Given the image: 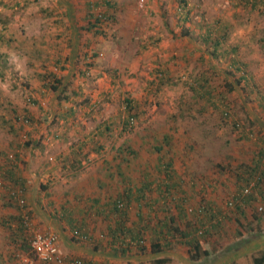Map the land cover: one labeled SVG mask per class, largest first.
<instances>
[{
	"label": "rangeland",
	"instance_id": "1",
	"mask_svg": "<svg viewBox=\"0 0 264 264\" xmlns=\"http://www.w3.org/2000/svg\"><path fill=\"white\" fill-rule=\"evenodd\" d=\"M51 1L53 0H0V37L2 38L0 54L3 52L8 54L7 67L2 70L0 66V96H3L0 98V118H2L1 114L4 116L8 113L3 109L7 105V100H3H11L19 112H27L32 116V123H24V128L33 138L40 139L42 143L39 149H22L20 153L22 159L18 160L19 173L34 185L32 189L28 188L29 191H40L39 183H48L49 179L55 182L58 179L63 180L66 172H62V169L68 166L69 161L76 159L75 150H78L82 141L86 143L89 141L91 132H96L100 123L114 121L115 135L107 140H101L103 149L100 154H97L94 147L98 145H92L93 141L84 145L86 157L81 155L78 157L81 166H78L77 170H79L78 173L84 171L81 174H84L86 180L95 176L103 156L111 157L112 148L118 147L124 140L137 141L138 137L148 134L146 132L152 133L148 131V128L151 129V123L154 124L155 120L157 122L161 117L169 119L176 114V108L181 104L185 107L187 117L181 119L182 128L179 131L193 130L190 132L193 135L186 141L194 148L200 145L208 148L199 156L202 161L205 160L203 163L213 165L218 163L225 167L220 171L216 165L212 166L215 172L211 174V177L199 174L197 178L195 175L194 178H197L201 190L206 191L201 194L200 201L180 203L191 222L197 221L199 224V221H203V226L206 227L203 233L211 232L208 239L212 242L210 243L207 239L202 241L210 244L213 254L202 256L198 261L192 260L189 246L175 230L169 238L172 244L164 252L157 254L146 252L137 255L138 248L132 245L129 255L114 254L110 251L111 242L109 244L106 241L108 237L102 241L106 247L96 243H82L73 238L67 222H61L62 229L56 232L58 248L63 255L80 257L85 262L92 260L95 264H157L155 261L161 258L164 261L158 264H254L253 257L264 249V193L259 192L260 187L264 190V176L258 189L254 184L250 192L244 194L243 189L247 185L244 187L246 183L238 175L241 174L240 170H250L257 162L260 169L264 168V152L262 155L259 154L260 147L264 150V4L260 3L250 9L248 7L251 5L243 7L237 0H187L191 14L186 24L223 19L233 26L230 42L236 43L239 47L236 52L219 60V63L222 69L232 72L229 57L237 56L244 62L242 70L246 73L248 80L241 81L236 89L227 91L226 101L230 102V111L236 121L249 124V119L252 118L262 124L253 126L255 133L251 135V139H247L238 137L230 121L228 125H225L223 120L221 122L215 115L209 112L201 114L190 104L198 100L193 96L190 85L202 71L207 69L211 71L212 68L208 65L207 54L204 56L205 60H201L203 51L196 44L199 43L197 36L199 31L195 29L194 35H188L193 36L191 41L184 38L188 36L182 35L180 26H176V24L182 25L181 15L176 12L180 0H143L141 7L138 6L139 0H115L120 4L115 13L116 22L99 33L85 30L84 36L77 38L81 42L77 52L72 51L67 40L56 38L58 27L53 23L48 25L43 17L40 8ZM261 1L264 3V0ZM19 2L22 6L18 4ZM14 4L18 5L12 6ZM98 9L101 8L98 7ZM76 13H78L76 18L79 17V23L85 24L84 14H81L79 10ZM63 22L61 25L68 27V19L64 18ZM128 23L130 27L126 26ZM85 37L90 40V44L83 46L82 39ZM44 38H49L50 42ZM53 39L58 40L59 44L53 43L55 41L51 42ZM230 42L227 41V43ZM36 45L44 46L45 49L48 46L49 54L58 52L63 56L68 55L71 61L73 60L71 55L77 53L78 65L76 64V68L72 66L76 78L73 77L71 87L78 90L76 91L79 96L71 94L74 100L60 105L57 103L55 92L41 86L42 81L35 74L37 70L39 71L40 61L32 58L26 50ZM94 50L99 52V55L94 56L92 54ZM85 54L93 62V67L83 76L78 71V66L84 67ZM165 61L170 67V76H173L175 81L158 87L155 84L156 71L164 68ZM65 66V73L71 74V64L66 63ZM211 72L214 74V71ZM211 80L213 84L220 85L224 81L221 76L215 74ZM30 97L37 100V105L29 102ZM126 97L140 102L145 112L138 115L132 130L123 131L117 123L125 115L123 101ZM85 99L88 100V104ZM199 102L202 101L199 99ZM69 104L73 105L75 112L66 117L64 114ZM188 114L196 116L198 120H204L205 117L210 119L211 125H208L206 129L208 133L203 132L201 125H193ZM43 116L47 118L44 120ZM219 122V127L211 128ZM16 140L19 141L20 138ZM18 141L15 142L8 128L0 125V153H4L2 157L5 158L17 152ZM179 142V146H184L182 139ZM2 161L0 160V164ZM1 169L0 167V175ZM187 171L189 172L187 175L191 174L193 177V171ZM68 173L70 174V171ZM78 173L71 175L69 180L79 178ZM251 181L255 182V179ZM4 183H8L5 178ZM0 188V190L3 189L2 186ZM3 191L9 201L7 193L4 189ZM205 194L213 196V200L204 202L202 199ZM251 194L254 196L251 202L245 203L247 196ZM50 196H52L51 200H55L54 194ZM229 200H233L231 206L227 204ZM17 203L12 201L13 205L8 206L9 212L15 214L17 205L14 204ZM42 203H44L45 211L40 207L39 211H33V217L28 222L30 224L28 233L52 229L49 224L52 220L50 221L51 218L48 215L54 213L52 211L54 207L48 204L47 198ZM166 203L168 202L161 200L160 207L171 206L172 210L167 209V213L160 210L157 204L154 207L143 204L142 208L147 209L146 212L151 218L150 220L145 217L143 223H150V226H153L155 223L173 217L175 221L173 225L178 226L179 230L184 231L190 228L191 226L188 227L186 224V217H180L175 211L176 206L171 202L167 205ZM200 204L206 206L207 210L204 212H208L209 218L203 213H198L201 217L198 220L196 216L187 212L188 207H197ZM260 206L261 210L258 209ZM28 208L31 209V206ZM136 208L135 205L132 210ZM212 212L215 213L214 216L211 215ZM131 214L133 217L134 213ZM95 222L92 224L94 228L92 234L98 236L104 231ZM215 224L219 229L212 228ZM144 236L146 248L149 249L151 236H154V233L148 231V234ZM4 237L0 234V251L5 250L1 242ZM24 252L15 248L5 250L1 252L3 261L0 264H24ZM34 264L40 263L35 261Z\"/></svg>",
	"mask_w": 264,
	"mask_h": 264
},
{
	"label": "trees",
	"instance_id": "2",
	"mask_svg": "<svg viewBox=\"0 0 264 264\" xmlns=\"http://www.w3.org/2000/svg\"><path fill=\"white\" fill-rule=\"evenodd\" d=\"M75 1L76 0H53L51 1V3H48L47 5L40 8L41 12L43 13V17L48 22V25L53 23L58 28L60 27L57 30L58 36H56V38L59 37V34L66 36L64 32L68 30V27H66L65 25H61V23H64V18L68 19V26L69 24H71L70 26L76 27L72 38L66 39L69 42L68 44L72 47L73 52L81 47V42L77 38L83 37V32L85 30L99 33L105 31L106 27L109 28L111 24H114L116 22L115 13L118 11L120 6V4L115 2V0ZM237 1H240L241 3H239L242 4L243 7H248V5H251L250 7H248L250 9L256 7L260 3L264 4L261 0ZM18 4L22 6L20 2ZM18 4H14L12 6H16ZM98 7H100L101 9H98ZM190 9L191 8L188 7L187 0L178 1L176 12L180 13L181 15L180 21H182V25L177 24V26H180L182 35L184 36H188L190 34L194 35L195 29H198L199 35L197 36L199 38V43H195L203 51V55L200 56L201 60L204 61V56L207 54L208 65L212 68L211 71H214L215 75L221 76L222 80H224L221 85L213 84V80H211L212 76H214L213 72H211L209 69L202 71L190 85L192 87L191 89L193 91V96L198 98V100H195V102H192L190 104H192V106H194V108L201 114L209 112V114L215 115L220 119L221 122L223 120V123L225 125H228V122L230 121L238 137L251 139V135L255 133V128H253V126H260L262 124L257 123L252 118L249 119V124H243L239 121H236L230 111V102L226 101V93H228L227 91L230 92L231 90L236 89L237 84H241V81L246 82L248 80L246 73L242 70L244 62L237 56V58H234V56L232 58L229 57L228 61H231V68L233 69L232 72L226 69H222L219 63V60L225 59L228 54L236 52L239 47L236 43L230 42L233 26H231L229 21L223 19H216L213 21L204 20L197 23L194 22L186 24L190 20ZM77 10L81 11V14H84L83 17L85 20V24L79 23V17L76 18V15H78V13H76ZM4 21L7 22L8 20ZM188 37L190 39H193V36ZM44 39L47 42L49 41V38ZM82 40L83 46L90 44V40H88L86 37ZM0 41L2 42L1 37ZM227 41H229L230 43H227ZM32 42L34 43V41ZM53 43L59 44L57 40ZM36 47L37 45L31 46L30 50L32 52H30L29 48H27L26 50L29 51V55L32 58L38 59L40 61L39 65L41 70L35 74L42 81L41 86H43V88L47 90L52 89V91L55 92L57 103L60 105L63 102L69 103L70 101L74 100L73 97L70 96L71 94L76 97L79 96V93L77 92L78 90L74 87H71L73 83V77L76 78V75H74L75 73L73 72V68H76L78 65L76 53L77 51L73 53V55H71L73 59L72 61L70 60L71 58L68 55L63 56L58 52L54 53L53 57L49 59L50 54H48L47 52L49 50L48 46H46V49L44 48V46H39L37 48ZM92 54L94 56H97L99 52L94 50ZM83 57L85 58L84 67L82 68L81 66H78V71L81 75L84 76L88 74L89 69L93 67V62L89 60L88 55L85 54ZM7 58V53L3 52L0 54V66L2 67V70L5 69L4 67H7ZM66 63H70L71 68L73 66L71 74L68 75L65 73ZM211 74L213 75L210 77L209 75ZM173 81H175V78L173 76H170V67H168L167 64L164 65V68H159L156 71V86L158 85L159 87L164 83H171ZM0 98H3V96H0ZM199 99L202 102H199ZM3 101H6L7 105L2 108L4 110H7L8 113H6L4 116L1 114L2 118H0V125L9 129L10 133L13 134L16 143L18 141L16 140V138H20L18 144H16L17 149H19L17 150V152H14L13 155H7L5 158L2 157L4 153H0V160H3L0 164V167L2 168L0 178L3 181V184L1 182L0 186L5 189V192L9 197V206L13 205L12 201L18 202L14 205H17V211L19 212V215L17 213L13 215L11 214L10 217L4 219L3 222L6 225L9 237H21L23 241L22 243L24 244L25 248L23 249V251H25L24 254L28 252L30 253V255H33L29 247V240L32 236V233H28L30 229V224L28 222L29 219L33 217V211H39V207L43 209V211H45V209L43 208L44 203H42V201L45 200V198H47L48 200V196L50 195L47 194V192L43 195L40 193V191L47 190V188L55 181H53V179H49L48 183L40 182V191L28 190L31 184L19 173V169L17 168L18 160L22 159L20 158V153L22 152V149L31 150L33 148H41L42 143L40 139L33 138V136H31V134L24 128V123H32V116L28 115L27 112H19L16 107L13 106L11 100L5 99ZM85 101L88 104V100L85 99ZM29 102L36 105L38 103L35 98L31 97L29 98ZM123 102L125 115H123V117L118 120L119 123L117 124L123 131L132 130L136 124V120L139 117L138 115L145 112L143 108L144 106H141L140 102L135 100L133 101L129 97H126ZM259 103L260 105L262 104L261 98L259 100ZM72 104H69V106L66 108L64 116L66 115L67 117L75 112V108ZM186 108L187 110H189L188 107ZM176 109V114H173L169 118V120L171 121L170 127L172 128L168 130L167 133H164V135H162L161 137H158L156 134L153 135V133L146 132L148 134H144L138 137L137 141H130V139H127L124 140L118 147L114 145L115 148H112L113 151L110 158H104L105 156H103V160L101 161V170H108L112 177L113 175H116V177H118L120 182L122 183L117 190V198L115 199V201L111 200L109 203V215H111L113 218L110 217V219L105 218L104 220H101L103 224L106 221L107 225L113 226L116 231V234H113L111 231H105L106 228H104L103 226V233H106L109 238L108 240H106L108 243L111 242V244H113L120 242L119 246L111 245L110 251H112L114 254L129 255L128 253L132 250V248L128 246L124 247L127 244L126 238L131 237L132 239H137L142 232L144 233L146 231V229L154 232V236H151V240L149 243L150 248H146L147 245L145 243L138 244V250H136L138 251L136 253L137 255L145 254L146 252L157 254L169 249L170 244H172L169 238L172 236V232H174L173 230L178 232L180 236L184 238L185 244L189 246L188 250L190 252V258L192 260L198 261L202 256H208L214 253L210 244H207V241H202L207 239L211 243L212 241L208 239V236L211 232H208V234H205L204 232L203 234L199 235L197 229L206 228L203 226V221H199V224L197 221L191 222L190 219H188V214H185L183 211V205H180L181 202H189V199L186 198V194H184V196H182L181 198H174V196L177 195V192L184 193V187L187 188V184L185 183L192 182V179L194 178L191 177V174L187 175L189 172H185L182 174L178 173V168L174 165L173 160L170 157L167 158L168 153H170L171 149L173 148L175 134H177L180 130L179 123L181 119L187 117L185 115L186 110L183 104L178 106ZM188 116L192 120L193 125H201L203 132L208 133L206 129L208 125H211L209 124L210 119L205 117L204 120H198L196 116H191V114H188ZM46 118L47 117L43 116L44 120ZM114 124V121H104L97 126L96 132L91 133L90 139L88 140L91 142L93 141L92 145H98L94 146L97 154H100L101 150L103 149V142H101V140H107L115 135L113 132V129L115 128ZM219 125L220 122L215 126L213 125L211 128H217L219 127ZM192 131L183 130L179 133L183 136L182 140L184 142V148L189 152L194 146L186 140L191 137L190 132ZM21 135H23L25 138L22 139L23 136ZM87 143L85 141H82L80 143V146H78V150H75L76 152L73 151L76 159L69 161V169L71 170V175H76L78 173L79 170H77V168L78 166H81L78 157L80 155L86 157L87 152L82 151H84L83 147ZM162 143H164V145H162ZM166 146H168L167 149L165 148ZM263 152L264 150L260 147L259 154L262 155ZM153 154L156 155V160L154 161V163L146 159ZM215 165L219 168L220 171L225 169L224 165L222 164L217 163L214 164V166ZM240 171L241 174L240 176L238 175V177H241L242 180L245 181L246 184L244 185V187L254 179L255 187H257V189L260 187L261 182L263 181L264 168L260 169L258 162L253 167H251L250 170L243 169ZM256 173H258L259 175ZM181 175H183V177ZM4 178L8 180L7 184L4 183ZM197 178H199V176ZM28 191L31 195H29ZM153 192L158 194V199L152 198L150 201H148V196H151ZM259 192L260 194H263L264 190L260 187ZM4 196L6 195L4 194ZM253 197L254 196H252V194L247 196L245 203H250ZM168 198L170 199L168 200ZM160 199L167 200L168 203H173L176 206L175 211L178 212L180 217H186V224L188 225V227H191L185 229L184 231L179 230L178 226L173 225L175 223L173 217H170L169 220L167 219L165 221L155 223L153 226H150V223H141L145 219V216L141 211L143 204L151 207H154L157 204L158 208L162 211H166V213L167 209L172 210L171 206H164L165 208L160 207ZM133 201H135L139 206L135 211L132 210V208L135 206L133 204ZM50 202L51 204H53L52 201ZM168 203H166V205ZM48 204L50 205V203ZM201 205L202 204L198 205L197 207L193 206L192 208L195 210V212H197L199 206ZM29 206H31V209L28 208ZM205 210H207V208L199 211V213H203L207 218H209L208 212H204ZM55 211L56 214H58L65 220V222H67L71 229L77 228L81 235L87 236L88 240L86 242L94 244L96 243L100 246L102 245L103 247L102 241L105 240V238H99L98 236L93 235L92 230L94 228H91L90 233L88 227L83 226L84 224L81 223V220L77 221V218L74 219L69 216L70 213L67 212V208H60L57 205ZM80 211H83V208H81ZM92 211L93 209H88V211H86L85 213L89 216ZM132 212H136V219L135 216L132 217ZM60 213L62 215H60ZM191 215L196 216L198 220L201 218L199 217V214L196 213H192ZM211 215L214 216L215 213L212 212ZM48 216L50 217V215ZM146 217L147 219L151 220L149 216ZM166 218L167 217H165V219ZM134 219L137 222H140L139 225H136V227L139 228L136 231H134L132 227ZM218 221L220 222L221 220ZM212 228L219 229L216 224L213 225ZM75 239L81 241L78 238ZM69 259L73 260L74 258ZM80 259L82 264H95V262H93L92 260H90L89 262H85V260H83L82 258ZM163 261L164 259L161 258L156 260L155 262L158 264ZM253 263L264 264V249L258 255L253 257Z\"/></svg>",
	"mask_w": 264,
	"mask_h": 264
},
{
	"label": "crops",
	"instance_id": "3",
	"mask_svg": "<svg viewBox=\"0 0 264 264\" xmlns=\"http://www.w3.org/2000/svg\"><path fill=\"white\" fill-rule=\"evenodd\" d=\"M70 25L71 24H69V26H68V30H66L64 32V34H66V36L59 34V37L57 39L66 40L67 38H72V36L74 35V31L76 30V27H73ZM126 26L130 27V24L128 23ZM176 26H177V24H176ZM188 39L192 41V39H190L189 37H188ZM52 41H55V40L53 39V40H51V42ZM48 52H50V50H48ZM52 57H53V54H50L49 59H51ZM165 64H167L166 61H165ZM40 70L41 69L39 68V71ZM37 72H38V70L36 71V73ZM41 91L42 90L40 89V92ZM161 119H163V120H161ZM170 123H171V121L168 118H166V117L162 118L161 117L159 120H157V122L155 120L154 124L151 123L152 124V125H150L151 129L148 128V131L152 132L153 135L156 134L157 136L159 135L158 137H161L162 135H164V133H167L168 130H170L172 128V127H170L171 126ZM180 123H179V129L181 130L182 127H181ZM178 132L180 133V131H178ZM179 133L175 134L173 148L171 149V152L168 153L167 158L170 157L173 160L174 165L178 168V173H180V174L185 173V172L187 173L188 172L187 170H189V171H193V177L195 175H197L196 177H198L199 174H202V175L205 174L204 176L209 175L211 177V174L213 172H215V170H213V168H212V166H214V165L203 163V162H205V160L202 161V159L199 157L200 154L202 152L207 151L208 148H203L200 145L197 148L193 147L190 152L187 150L188 151L187 152L183 145L179 146V143H180L179 140L183 138V136L180 135ZM191 135H193V134L191 133ZM89 139H90V137H89ZM162 145H164V143H162ZM165 148L167 149L168 146H166ZM82 152H85V151H82ZM104 158H106V157H104ZM146 159L148 161H151L152 163H154V161L156 160V155L153 154L149 158H146ZM151 159H154V160H151ZM145 163H146V161H145ZM69 166L70 165H68L64 169H62V172H66V173L64 174L65 177L63 180L58 179L56 181L59 184H57L55 182L52 185H50L47 188V190L40 191V193L43 195L46 192L49 195L54 194L53 197H55V200H57V202L55 200H51L52 196H48V200H47L48 203H50V205L52 207H54V209L52 210V211H54V213L52 212L49 214L50 218H51L50 221L52 220V223L51 222L49 223L52 226V230H55V231L58 230L60 232V230L62 229L61 228V222H65V221H63L64 220L63 218H61L58 214H56L55 205H58V207H60V208H62V207L67 208V212L70 213V215H69L70 217H72L74 219L77 218L78 219L77 221L81 220V223L84 224L83 226L88 227V229L90 230V233H91L92 224L94 221H96L95 223L98 224L102 228V230H104L103 229V226H104V228H106L105 231H111L113 234H116L115 233L116 231H115L113 226L107 225L106 221L103 224L101 220H104L105 218L110 219V217H112L111 215H109V205H110L109 203L111 200L115 201V199L117 198V192H118L117 190L122 184L120 182L119 178L116 177V175H113V177H112V175H110L109 171L106 169L101 170L102 165L100 163V164H98V167L96 169V174L94 177H90L88 180H86V178H84V174H81L84 171H82V172L80 171V173H78V175L80 176L79 178H76L74 180H69V177L71 176V174L68 173L69 171H71L69 169ZM180 167H182V169H180ZM185 169H187V170H185ZM181 176L183 177V175H181ZM1 182H2V180H1ZM185 184H187V188L184 187V193L177 192L176 193L177 195H175L174 198H179V197L181 198L182 196H184V194H186V198L189 199V202H195L196 200L200 201L201 194L204 193L206 190H204V191L201 190V187H199V182L197 181V178L196 179L193 178L192 182H190V183L188 182ZM31 185H33V184H31ZM31 185L29 186L30 189L33 188V186H31ZM28 193H29V191H28ZM28 193H27V196H28ZM158 197H159L158 194L153 192V194L151 196H148V201H150L152 198L158 199ZM203 198L204 199H202V200H204V202H206V201L213 200L214 197L213 196L210 197V194H209V196L207 194H205V196ZM161 200H163L164 202L167 201L164 199H160V202H161ZM50 201H52L53 204H51ZM207 203H209V202H207ZM133 204H135L137 207H139L135 201H133ZM8 206H9L8 205V198L6 196H4V191L2 189V190H0V227H1L0 234L3 237L5 236L6 238L4 237L3 240L1 239V242L4 245L5 250H7L9 248H11V249L15 248L16 250L18 249V250L23 251L24 244L22 243L23 241H22L21 237H18V236H16V238H12L11 236L9 237L8 233H7L6 225L3 222L4 219H6L7 217H10V215L11 214L13 215V213H14V212L13 213L9 212ZM81 208H83V211H80ZM88 209H93V211L91 212V214L89 216H88V214L85 213L86 211H88ZM95 210H96V213H95ZM15 211H16L15 213H17L19 215L17 208L15 209ZM141 211L143 212L145 217L148 216V213L146 212L147 211L146 208H142ZM60 215H62V214L60 213ZM134 216L136 219V212H134ZM135 219H134V223L132 224L134 231L139 229L138 227H136V225L140 224V222H137ZM141 223H143V222H141ZM148 231H150V230L146 229L145 233L148 234ZM79 242L87 243L86 241H79ZM103 247H106V245L103 244ZM5 250H3V251H5ZM3 251H0V252H3ZM0 254H1L0 255V262H2L3 261L1 259L2 253H0ZM66 257H67V259H69V258L80 259L79 257H72V256H69V257L66 256ZM103 264H107V263H103Z\"/></svg>",
	"mask_w": 264,
	"mask_h": 264
},
{
	"label": "built area",
	"instance_id": "4",
	"mask_svg": "<svg viewBox=\"0 0 264 264\" xmlns=\"http://www.w3.org/2000/svg\"><path fill=\"white\" fill-rule=\"evenodd\" d=\"M143 5V0H139L138 6L141 7ZM99 55V54H98ZM1 183V182H0ZM255 182L251 181L249 185H247L243 189L244 194H248L251 190V188L254 186ZM228 205L233 204V200H229L227 202ZM206 209L205 205L199 206L197 212L192 207L187 208V212L192 214L196 213L198 214L199 211H202ZM258 209H262V207H258ZM206 229V228H204ZM204 229H197L198 234H203ZM71 234L73 237L80 239L81 241H87V236H83L80 234L79 230L77 228L71 229ZM145 232L141 233L140 236H138L137 239H132L131 237L126 238V246L124 247H132V245L136 246L138 244H144L145 243ZM99 238L101 237H108L105 233H100L98 235ZM112 245L119 246L120 242L113 243ZM125 245V244H124ZM30 251L33 255H30V253L24 254V264H34L35 261H37L40 264H82L80 259H67L66 256L63 255L60 248H58V234L56 231L50 229L47 231H41V230H35L32 233V236L30 238L29 242Z\"/></svg>",
	"mask_w": 264,
	"mask_h": 264
}]
</instances>
